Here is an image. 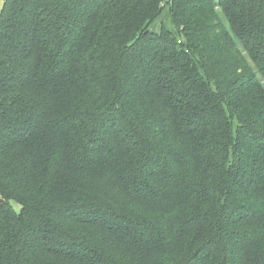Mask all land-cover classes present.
<instances>
[{
  "label": "trees",
  "instance_id": "16d2710c",
  "mask_svg": "<svg viewBox=\"0 0 264 264\" xmlns=\"http://www.w3.org/2000/svg\"><path fill=\"white\" fill-rule=\"evenodd\" d=\"M0 264H264V0H6Z\"/></svg>",
  "mask_w": 264,
  "mask_h": 264
},
{
  "label": "rangeland",
  "instance_id": "374dc122",
  "mask_svg": "<svg viewBox=\"0 0 264 264\" xmlns=\"http://www.w3.org/2000/svg\"><path fill=\"white\" fill-rule=\"evenodd\" d=\"M5 1L6 0H0V12L2 11ZM150 30L156 33L166 30L172 32L176 36L178 35L177 28L173 24L170 8L168 6L161 11L157 19L151 24ZM12 205L17 211L20 210L21 206L18 203L12 202Z\"/></svg>",
  "mask_w": 264,
  "mask_h": 264
}]
</instances>
